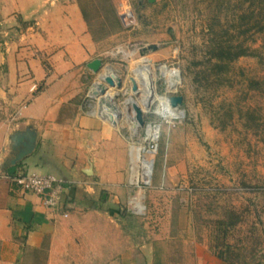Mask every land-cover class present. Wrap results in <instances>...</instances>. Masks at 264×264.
I'll list each match as a JSON object with an SVG mask.
<instances>
[{"label": "rangeland", "instance_id": "rangeland-1", "mask_svg": "<svg viewBox=\"0 0 264 264\" xmlns=\"http://www.w3.org/2000/svg\"><path fill=\"white\" fill-rule=\"evenodd\" d=\"M80 1L93 35H111L99 48L101 67L85 74L78 97L106 128L94 135V174L80 185L94 186L91 194L111 212L129 244L165 241L170 251L166 264H226L218 252L233 264H261L264 26L254 30L258 17L250 13L258 7L264 11V0ZM125 11L132 15L129 20L116 18ZM238 23L252 27L238 33ZM211 38L242 41L251 53L216 66L207 52ZM149 44L156 49H148ZM107 68L118 76L112 87L118 115L111 124L96 114L97 99L90 94L93 84L111 87L100 79ZM150 69L156 100L182 97L177 118L159 117L153 103H144L147 96L141 100L142 93L133 91L132 79L140 86L137 72L145 78ZM163 70L179 76L172 89L159 80ZM127 98L142 109V124L132 105H125ZM148 123L157 129L153 140L145 133ZM147 160L151 174L143 183ZM227 213L237 217L235 224L220 223Z\"/></svg>", "mask_w": 264, "mask_h": 264}, {"label": "crops", "instance_id": "crops-1", "mask_svg": "<svg viewBox=\"0 0 264 264\" xmlns=\"http://www.w3.org/2000/svg\"><path fill=\"white\" fill-rule=\"evenodd\" d=\"M110 36L93 35L80 0H0V264L170 261L165 241L129 244L94 186L80 185L106 128L78 97ZM17 168L60 178V205L12 189Z\"/></svg>", "mask_w": 264, "mask_h": 264}, {"label": "built area", "instance_id": "built-area-1", "mask_svg": "<svg viewBox=\"0 0 264 264\" xmlns=\"http://www.w3.org/2000/svg\"><path fill=\"white\" fill-rule=\"evenodd\" d=\"M123 15L124 19L127 20L132 17L129 11H125ZM160 75L161 77H159V80H161V82L164 84V88H169L171 76L165 70L161 71ZM31 88L36 89L35 85H32ZM153 93L155 94L154 88ZM163 96L165 98L164 101L151 98L148 102V104L153 103V112L161 118H177L178 116H168V111L172 105L170 104L169 98L166 95ZM155 130L157 132V129L154 125L150 126L149 123L146 124L145 133H147L148 136L150 135L152 137ZM151 140H153V138H151ZM150 147L151 150L154 151L156 143H150ZM141 182L145 183V180L143 181V176H141ZM10 186L12 189H15L19 192H30L37 195L41 204L47 208H55L60 205L63 194L67 192V185H65L63 181L60 178L56 177L54 174L41 173L36 171H26L20 168H17L13 176L10 178ZM133 207L136 208L135 212H138L139 206L134 203Z\"/></svg>", "mask_w": 264, "mask_h": 264}, {"label": "bare ground", "instance_id": "bare-ground-1", "mask_svg": "<svg viewBox=\"0 0 264 264\" xmlns=\"http://www.w3.org/2000/svg\"><path fill=\"white\" fill-rule=\"evenodd\" d=\"M139 67H137L138 69ZM141 68V67H140ZM105 70V69H103ZM147 71V70H146ZM105 71L102 72V74L100 75V79H102L103 81L106 82V80L108 78L111 79V83H108L111 87H106L105 84L103 82H99L97 84H93L91 90H90V94H92L93 97H95L97 99V111L96 114L98 116H100L103 120H105L106 122H115L116 121V117L118 115V111L116 106L113 104L112 102V97L114 95V93L112 92V87H114L115 85H117L118 83V76L113 73L114 71L109 68L106 69V72L104 74ZM108 72V73H107ZM145 73V72H144ZM104 74V78H102V75ZM150 74V75H149ZM170 77V83H169V88L172 89L173 87H175V85L178 83L179 80V76L176 72H171L169 74ZM137 76L138 78H140V86H137L135 89H133V91L135 93H142V98L141 100H144V97L147 96V100L144 102L145 104H147L150 99L149 98H156L157 95H155L153 93V85H152V80H150V76H151V69L147 71V75L145 74V78L140 75H138L137 72ZM101 83V84H100ZM96 85V86H95ZM159 97V96H158ZM161 98L158 99L160 101H164V96H160ZM135 100H132L130 98H127L125 100V105L127 106L132 105L134 103ZM135 104H137L135 102ZM181 115V111L177 109V107H173L171 106L169 111H168V116L170 117H175V116H180ZM111 124V123H109ZM157 136V132L156 130L154 131L153 135L151 138H156ZM147 161H143L144 163V175H143V169H142V176L143 179L148 178L149 174H150V163Z\"/></svg>", "mask_w": 264, "mask_h": 264}, {"label": "trees", "instance_id": "trees-1", "mask_svg": "<svg viewBox=\"0 0 264 264\" xmlns=\"http://www.w3.org/2000/svg\"><path fill=\"white\" fill-rule=\"evenodd\" d=\"M261 11H262L261 7H258L256 9V12L253 9H251L250 14L252 15V13H255L258 17L257 19H255V17H254V21H253L254 30H256V31H260L261 29H263V26H264V22H262V19L264 17V11H262V12ZM242 27H243L242 24L238 23V25H236L235 29L238 33H245L246 31L251 29L252 26L247 25L246 27L245 26L243 28ZM211 41L212 42H211L210 47L208 48L207 52H208L209 58L214 59V64L216 66L225 65L226 62H229V61L237 58L238 56L251 53L250 52L251 50L248 48V46H243L242 41L230 42L229 38L227 40H225V39L224 40H219V39L215 40V39L211 38ZM236 221H237L236 216H233V214H231V213H227L226 218L221 220L220 223L224 224L226 226H231V225L235 224ZM226 249H227V251H229L228 246L226 247ZM215 255L218 258L222 259L226 264H233L232 261H230L227 256L223 257L221 252H218ZM241 264H251V263L249 261L243 260V261H241ZM261 264H264V256L262 258Z\"/></svg>", "mask_w": 264, "mask_h": 264}, {"label": "water", "instance_id": "water-1", "mask_svg": "<svg viewBox=\"0 0 264 264\" xmlns=\"http://www.w3.org/2000/svg\"><path fill=\"white\" fill-rule=\"evenodd\" d=\"M148 1H152V0H148ZM120 18L124 20V15L122 14ZM156 47L157 46L155 44H149L147 46V48L150 50H155ZM144 51H146V49H143L141 52L143 53ZM101 65H102V61L100 60V58H94L87 63V67H89L92 71H97L101 67ZM106 82L111 83V79L108 78ZM135 87H136V83L132 79V89H135ZM181 100H182V97L180 95L169 96V101L172 106H176L178 103L181 102ZM132 108L135 112V119L138 121L139 124H142L143 119H142V113H141L140 107L137 104L133 103ZM22 155H23V152H20L17 158H20ZM90 171H91L90 168H88L87 172L90 173Z\"/></svg>", "mask_w": 264, "mask_h": 264}]
</instances>
